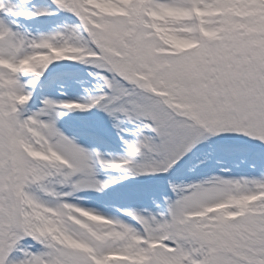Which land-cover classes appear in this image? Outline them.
Returning a JSON list of instances; mask_svg holds the SVG:
<instances>
[{
    "label": "snow or ice",
    "instance_id": "obj_1",
    "mask_svg": "<svg viewBox=\"0 0 264 264\" xmlns=\"http://www.w3.org/2000/svg\"><path fill=\"white\" fill-rule=\"evenodd\" d=\"M0 264H264V0H0Z\"/></svg>",
    "mask_w": 264,
    "mask_h": 264
},
{
    "label": "rangeland",
    "instance_id": "obj_2",
    "mask_svg": "<svg viewBox=\"0 0 264 264\" xmlns=\"http://www.w3.org/2000/svg\"><path fill=\"white\" fill-rule=\"evenodd\" d=\"M79 71L81 72V73H83L84 72V69H79ZM46 91H47V89H46ZM116 191H118V189L117 188H113L112 189V191H111V193L109 194V195H107V196H104L103 197V201H104V203H111V204H120L121 206H125L127 203H132L133 201H122V200H120V199H116V198H114L113 196H112V193H114V192H116ZM99 195H96V196H94V197H98ZM109 211L111 210V209H108Z\"/></svg>",
    "mask_w": 264,
    "mask_h": 264
},
{
    "label": "bare ground",
    "instance_id": "obj_3",
    "mask_svg": "<svg viewBox=\"0 0 264 264\" xmlns=\"http://www.w3.org/2000/svg\"><path fill=\"white\" fill-rule=\"evenodd\" d=\"M94 200L99 202V206H102L104 204L102 195H99L98 197H94ZM102 210H103V208H102Z\"/></svg>",
    "mask_w": 264,
    "mask_h": 264
}]
</instances>
